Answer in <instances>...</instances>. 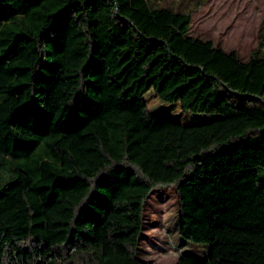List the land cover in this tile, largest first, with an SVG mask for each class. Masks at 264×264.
Masks as SVG:
<instances>
[{"label": "trees", "instance_id": "trees-1", "mask_svg": "<svg viewBox=\"0 0 264 264\" xmlns=\"http://www.w3.org/2000/svg\"><path fill=\"white\" fill-rule=\"evenodd\" d=\"M190 1L0 0V264H160L137 255L160 186L210 243L171 264H264V113L182 124L143 100L178 64L264 111V12L242 59L189 34Z\"/></svg>", "mask_w": 264, "mask_h": 264}, {"label": "rangeland", "instance_id": "rangeland-1", "mask_svg": "<svg viewBox=\"0 0 264 264\" xmlns=\"http://www.w3.org/2000/svg\"><path fill=\"white\" fill-rule=\"evenodd\" d=\"M180 1L160 0L163 5L179 6L182 10L191 7L190 0ZM263 10L264 0H207L192 11L189 34L210 38L225 50H236L245 59L256 44ZM143 100L153 114L182 124L235 113H264L253 103L228 98L212 90L196 72L187 71L178 64L163 72L143 94ZM178 210L173 187L160 186L150 190L144 202L139 258L171 264L184 251L198 257L207 255L209 242L193 241L178 233Z\"/></svg>", "mask_w": 264, "mask_h": 264}, {"label": "crops", "instance_id": "crops-1", "mask_svg": "<svg viewBox=\"0 0 264 264\" xmlns=\"http://www.w3.org/2000/svg\"><path fill=\"white\" fill-rule=\"evenodd\" d=\"M263 11H264V10H263ZM262 15H263V12H262ZM262 15H261V17H260V21H261ZM257 28H258V27H257ZM256 41H257V36H256ZM217 45H218V44H217ZM219 46H220V45H219ZM229 50H230V49H229ZM229 50H226V51H229ZM248 55H249V54H248ZM248 55H247V56H248ZM246 58H247V57H246ZM246 58H245V59H246ZM242 59H243V58H242Z\"/></svg>", "mask_w": 264, "mask_h": 264}]
</instances>
